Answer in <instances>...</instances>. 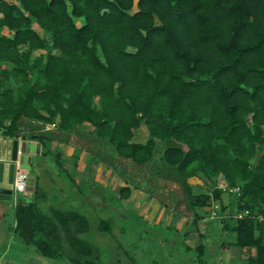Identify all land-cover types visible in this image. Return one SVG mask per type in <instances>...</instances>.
I'll list each match as a JSON object with an SVG mask.
<instances>
[{
  "label": "trees",
  "instance_id": "16d2710c",
  "mask_svg": "<svg viewBox=\"0 0 264 264\" xmlns=\"http://www.w3.org/2000/svg\"><path fill=\"white\" fill-rule=\"evenodd\" d=\"M32 122L63 131L89 123L139 166L164 142L178 198L162 203L192 211L201 241L186 251L196 264L208 253L199 209L219 203L223 215L225 195L235 210L223 230L249 250L246 264H264V0H0V129L18 137ZM143 124L148 138L136 141ZM192 177L212 190L196 192ZM131 192L124 185L117 197ZM16 220L44 257L101 259L80 237L89 219L78 210L47 214L21 200ZM99 227L111 231L105 219Z\"/></svg>",
  "mask_w": 264,
  "mask_h": 264
},
{
  "label": "rangeland",
  "instance_id": "374dc122",
  "mask_svg": "<svg viewBox=\"0 0 264 264\" xmlns=\"http://www.w3.org/2000/svg\"><path fill=\"white\" fill-rule=\"evenodd\" d=\"M35 26L40 29L38 25ZM135 136L136 141L148 138L145 124ZM95 137L101 143L97 145V156L105 164L110 162L111 156L114 157L111 161L115 168L112 174L106 173L104 168L103 183L97 182L95 185L92 181L86 187L81 185L72 188L69 176L76 173L72 163L77 157L54 136L45 148L47 153L40 156L43 159L42 183L45 195L35 198L28 189L25 193H17L14 200L8 203L6 224H14V207L18 202L36 199L41 210L47 213L59 208L78 210L88 216L89 228L80 233V237L99 248L101 259L98 264H196L193 252L186 251V246L195 247L201 241L192 223V211L185 202L182 205L184 207L180 208L183 215H178L177 210L167 208L162 203L165 201L171 205L178 198L177 175L162 158L165 143H158L152 161L139 166L120 157L114 146L105 139ZM85 143V139H82L80 147ZM107 180H112V186L110 182L105 184ZM191 183L196 192L210 191L213 187L212 183L201 178H191ZM124 185H129L132 192L129 198L120 201L117 195ZM224 203L228 206L223 215L220 214L219 203L199 209L201 213L208 214L201 221L205 233L203 240L208 245L207 264H246L249 250L241 251L233 245L236 234L223 230L226 223L224 219L235 210L233 198L225 196ZM213 210H218L217 216H213ZM101 219L109 221L110 232L100 229ZM17 239L21 238L17 236ZM54 263L71 264L67 258H57Z\"/></svg>",
  "mask_w": 264,
  "mask_h": 264
},
{
  "label": "crops",
  "instance_id": "0c3cea01",
  "mask_svg": "<svg viewBox=\"0 0 264 264\" xmlns=\"http://www.w3.org/2000/svg\"><path fill=\"white\" fill-rule=\"evenodd\" d=\"M34 134L40 135V137L43 138V141L38 137H33L32 135ZM0 135H4L1 129H0ZM95 135L93 132V127L89 123H84L82 126H79L74 131H63L57 125L55 126L50 125L45 127L40 122H32L30 123L29 127H25L20 137L29 139L31 141L40 144V154L36 155V164L32 167L30 171H28L29 180H28L27 189L29 190V192H32L35 198H37V195H42V194L45 195L44 184L42 183V178L44 177L42 175L43 159L40 156H43L42 152L45 151V148L50 142V139H52L54 136L56 138H59L62 145L67 147L70 153H73L72 155H75L77 157L76 158L77 161L75 160V162L72 163L74 167H76V173L72 177L69 176V179L71 181L70 186L72 188H76L78 186L81 187V185L82 186L84 185V187H86L85 185L91 184L92 181H94L95 185L97 184V182L103 183L104 168L106 170V173L113 172V169L115 168L111 161V159L114 157L111 156L109 160L110 162H107L105 164L102 158L97 156V152H96L97 145L101 143L97 141ZM87 138H89L88 141ZM82 139H85L86 143L84 146L80 147V142L82 141ZM115 158H117L116 155ZM31 173L33 174L32 176ZM193 178L200 179L199 177H192V179ZM201 180L203 181V179ZM189 181L191 183V178L189 179ZM108 182H110L112 186V180L111 181L107 180L105 184H107ZM36 184H38V188H36ZM25 191L23 193H25ZM96 191L97 189H95V193L97 194ZM79 192L81 191L79 190ZM83 198L85 199V196ZM23 200L28 202L35 201L39 206V203L36 199L35 200L23 199ZM17 204L14 207L15 208L14 224L12 225L6 224L5 220H6L7 210H5L3 215L0 216L1 218H3V222L1 223L2 229L0 232V249L2 254V260L0 264H55L54 262L56 258L44 257L39 253L35 245H32L33 246L32 247L31 244L27 243L17 233L16 231ZM54 210L55 209L53 208L49 213L47 212L45 213L52 214ZM17 236H19L22 240L21 239L18 240Z\"/></svg>",
  "mask_w": 264,
  "mask_h": 264
},
{
  "label": "water",
  "instance_id": "95a60500",
  "mask_svg": "<svg viewBox=\"0 0 264 264\" xmlns=\"http://www.w3.org/2000/svg\"><path fill=\"white\" fill-rule=\"evenodd\" d=\"M40 154V144L23 137L0 135V216L8 208V203L16 197L14 180L16 171H30ZM3 218L0 217V232ZM2 254L0 249V263Z\"/></svg>",
  "mask_w": 264,
  "mask_h": 264
},
{
  "label": "built area",
  "instance_id": "2783aa9c",
  "mask_svg": "<svg viewBox=\"0 0 264 264\" xmlns=\"http://www.w3.org/2000/svg\"><path fill=\"white\" fill-rule=\"evenodd\" d=\"M53 126H55V124H53ZM28 180H29V174L28 171L25 169H19L16 171V175H15V180H14V190L15 193L17 195V193L19 192H24L27 187H28ZM219 187L224 189L225 191H230V192H238L239 188H228L227 184L224 181H221L219 183ZM249 213V211H246V214ZM213 216H217L218 211L217 210H213L212 211ZM262 219V217H261Z\"/></svg>",
  "mask_w": 264,
  "mask_h": 264
}]
</instances>
